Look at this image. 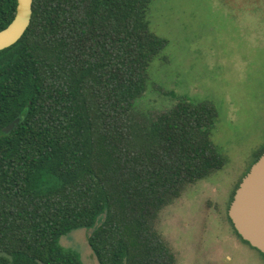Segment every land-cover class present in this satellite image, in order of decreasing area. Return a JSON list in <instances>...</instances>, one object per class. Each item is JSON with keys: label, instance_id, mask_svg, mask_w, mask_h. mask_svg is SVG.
Returning <instances> with one entry per match:
<instances>
[{"label": "trees", "instance_id": "16d2710c", "mask_svg": "<svg viewBox=\"0 0 264 264\" xmlns=\"http://www.w3.org/2000/svg\"><path fill=\"white\" fill-rule=\"evenodd\" d=\"M151 2L34 0L24 35L0 50V250L14 256L0 264H84L60 243L77 228H94L100 264H177L160 214L226 159L215 102L179 96L155 118L136 108L167 46ZM17 6L0 0V31Z\"/></svg>", "mask_w": 264, "mask_h": 264}, {"label": "rangeland", "instance_id": "374dc122", "mask_svg": "<svg viewBox=\"0 0 264 264\" xmlns=\"http://www.w3.org/2000/svg\"><path fill=\"white\" fill-rule=\"evenodd\" d=\"M147 19L167 46L136 108L155 118L179 96L215 102L212 140L226 159L163 209L158 228L177 264H264L228 219L236 186L264 148V0H152ZM93 230L74 229L60 243L84 264H100L88 242Z\"/></svg>", "mask_w": 264, "mask_h": 264}, {"label": "water", "instance_id": "95a60500", "mask_svg": "<svg viewBox=\"0 0 264 264\" xmlns=\"http://www.w3.org/2000/svg\"><path fill=\"white\" fill-rule=\"evenodd\" d=\"M33 1L18 0L14 19L0 31V50L15 44L24 35L32 20ZM17 122L6 127V131ZM229 215L243 239L264 254V153L243 177L230 204ZM0 257L14 261V256L4 250H0Z\"/></svg>", "mask_w": 264, "mask_h": 264}, {"label": "flooded vegetation", "instance_id": "af4514ba", "mask_svg": "<svg viewBox=\"0 0 264 264\" xmlns=\"http://www.w3.org/2000/svg\"><path fill=\"white\" fill-rule=\"evenodd\" d=\"M245 176V175H244Z\"/></svg>", "mask_w": 264, "mask_h": 264}]
</instances>
